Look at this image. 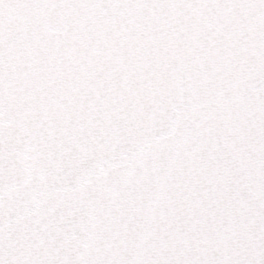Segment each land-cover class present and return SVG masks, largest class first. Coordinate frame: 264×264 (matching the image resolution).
Masks as SVG:
<instances>
[{"label": "snow or ice", "instance_id": "6c2138e0", "mask_svg": "<svg viewBox=\"0 0 264 264\" xmlns=\"http://www.w3.org/2000/svg\"><path fill=\"white\" fill-rule=\"evenodd\" d=\"M0 264H264V0H0Z\"/></svg>", "mask_w": 264, "mask_h": 264}]
</instances>
